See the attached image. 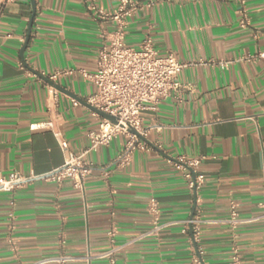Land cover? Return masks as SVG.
I'll list each match as a JSON object with an SVG mask.
<instances>
[{
    "label": "crops",
    "instance_id": "obj_1",
    "mask_svg": "<svg viewBox=\"0 0 264 264\" xmlns=\"http://www.w3.org/2000/svg\"><path fill=\"white\" fill-rule=\"evenodd\" d=\"M0 0V174L28 181L14 192L16 216L11 249L6 214L9 193L0 191V264H109L99 255L113 230L116 264H264V61H244L264 51V0H172L129 19L125 43L152 40L159 56L171 51L185 63L178 97L142 112L147 150L130 163L103 171L124 144L122 135L88 150L82 189L52 175L65 156L47 128L51 120L74 153L88 149L98 118L85 104L96 88L80 71L93 73L99 47L112 22L95 19L89 4L111 11L116 0ZM246 19L241 26L240 20ZM229 61L226 68L207 64ZM204 62L205 64H202ZM62 74L54 81L47 76ZM53 86L56 94L49 92ZM76 101V104L73 103ZM201 158L204 182L192 193L177 157ZM150 197L162 222H173L160 239L141 237L151 226ZM197 201L195 202V200ZM194 205L204 222L197 251L181 232ZM233 207V208H232ZM243 221L228 222L231 211Z\"/></svg>",
    "mask_w": 264,
    "mask_h": 264
},
{
    "label": "built area",
    "instance_id": "obj_2",
    "mask_svg": "<svg viewBox=\"0 0 264 264\" xmlns=\"http://www.w3.org/2000/svg\"><path fill=\"white\" fill-rule=\"evenodd\" d=\"M116 1V7L111 11H105L93 3L89 4L93 17L101 22H112L113 29L107 34L104 31V34L107 35V42L103 43L97 50L94 59L95 71L93 73L80 71L83 78L90 80L96 88L95 92L85 99V102L93 108L113 116L116 122L101 117L92 111V114L98 118L97 129L87 133L90 145L88 149L80 153H74L70 149L67 141L60 136L51 120L31 126L32 128H47L58 138V145L65 156L63 166L52 175L53 180L58 185H61L63 180L70 179L75 188L82 189L83 181L90 170V165L83 160L84 154L88 150H95L99 146L108 145L119 135L124 136V144L115 159L103 171V175L108 176L112 170L126 167L130 163L134 151L148 149L144 141L146 130L142 126V112L145 110L154 111L162 100L171 96L178 97V91L182 87L178 77L186 64L177 60L174 53L168 51L165 55L159 56L149 37H145L138 47H131L125 43L127 25L131 17L145 9H150L154 5L172 0ZM245 23L246 19L243 17L240 20V25L243 26ZM242 60L264 61V51L255 55L248 54ZM205 63L226 68L231 62L209 60ZM205 63L202 62V64ZM69 73L72 71L54 72L47 78L54 81L58 76ZM49 92L53 96L56 94L53 86H49ZM73 103L76 104V101ZM200 162L201 158L183 156H179L171 162L176 170L182 172L188 189L195 195L204 182V175L198 172ZM27 181L28 177H24L18 172H11L8 175L0 174V191L10 195L6 214L9 231L7 241L14 253L16 249L11 237L16 220L14 192ZM147 210L151 215V226L141 236L128 240L124 245L131 244L146 236H153L159 240L161 230L173 223L161 221L158 202L155 197L148 199ZM258 218L264 220V212ZM242 221L243 219H240L232 209L228 219L232 227H236ZM203 222L200 210L195 205L190 216L182 221L181 232L186 235L188 245L192 250L197 251L196 245L201 238ZM107 236L109 247L99 257L106 258L109 264H116L115 255L120 247L115 244L113 230L108 231ZM262 244L264 252V232ZM233 252V261L238 264L239 260L235 248ZM193 253L192 264H203L199 254Z\"/></svg>",
    "mask_w": 264,
    "mask_h": 264
},
{
    "label": "water",
    "instance_id": "obj_3",
    "mask_svg": "<svg viewBox=\"0 0 264 264\" xmlns=\"http://www.w3.org/2000/svg\"><path fill=\"white\" fill-rule=\"evenodd\" d=\"M30 2H31V5H32V16H31V20H30V22H29V24H28L27 34H26L25 41H24L23 46H22V48H21V50H20V54H21V55L23 54V52H24V50H25V48H26V46H27V42H28V39H29V36H30V30H31L32 18H33L34 14H35V3H34V0H30ZM85 104L88 106V108H89L91 111L96 112L99 116L104 117V118H107V119L111 120L112 122H116V119H115L113 116L108 115V114H106V113H103V112H101V111H99V110L93 108L92 106L88 105L86 102H85Z\"/></svg>",
    "mask_w": 264,
    "mask_h": 264
}]
</instances>
